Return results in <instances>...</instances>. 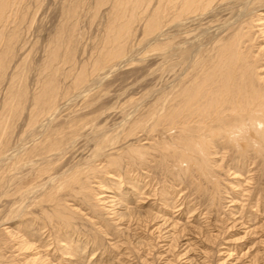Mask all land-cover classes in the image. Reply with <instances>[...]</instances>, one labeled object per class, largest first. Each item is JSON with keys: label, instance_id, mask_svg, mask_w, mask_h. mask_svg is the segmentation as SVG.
I'll return each mask as SVG.
<instances>
[{"label": "rangeland", "instance_id": "374dc122", "mask_svg": "<svg viewBox=\"0 0 264 264\" xmlns=\"http://www.w3.org/2000/svg\"><path fill=\"white\" fill-rule=\"evenodd\" d=\"M3 1L0 264H264V151L217 138L203 175L152 118L177 106L179 52L201 46L192 76L215 75L201 69L230 30L210 35L234 20L264 90V0L213 3L177 27L180 0Z\"/></svg>", "mask_w": 264, "mask_h": 264}, {"label": "bare ground", "instance_id": "6f19581e", "mask_svg": "<svg viewBox=\"0 0 264 264\" xmlns=\"http://www.w3.org/2000/svg\"><path fill=\"white\" fill-rule=\"evenodd\" d=\"M220 1L224 0H180L179 5L175 9L176 13L173 16L178 23L176 27L183 25L182 21L191 22L196 16L203 15L208 11L211 12L213 9L212 4L214 3V6L220 5L218 3ZM5 6L4 1L1 0L0 17ZM239 9H241V5H239ZM234 22L232 21L231 24H226L214 30V34L210 35V39H214L220 33L223 34L227 30H230L228 42L218 49L216 63H206L201 69L202 75L204 74L202 73L204 68V70L210 68L212 71L215 70V75H207L200 82H197L200 79L198 73L192 76L191 72L193 69H197L196 63L203 53L201 46L190 42L185 50L179 52V56H182L184 62L187 63V67L182 74L177 76L179 79L176 87H180L176 94L177 106L173 111L170 109L172 112L161 115L156 112L152 116L155 122H159L162 126L168 127V129H175L179 135L180 146H175L179 155L178 158L180 159L178 162L183 163V161H186L188 162V166L194 165L197 168L196 170L203 175L206 173L203 164L208 163V156L211 154L209 151L212 148L214 140L217 138L223 139L224 142H229L242 153L248 147H255V151L257 152L264 151V90H262L259 84L253 67L247 63V57L238 51V44L244 38V35L238 33L235 30L236 28H232L235 25ZM220 64L228 66L225 69L218 70L220 72L218 73L216 68ZM186 78L189 79V82L187 85H182L186 81ZM164 111L166 112V110ZM155 122L152 124H156ZM140 123L141 121L137 120L130 124L129 127L135 133L137 129L139 130ZM128 132L130 135V131ZM55 147L56 143L53 141L45 145V148H48L49 151L54 150ZM175 147H173L174 150H176ZM141 150V148L140 150L130 149L131 157L141 159L143 156ZM30 153L31 151L27 153V156ZM21 160L19 159L20 163ZM115 163V161H112L110 165H114ZM89 164L83 169H78L77 167V169L74 168L71 172H68L66 177L69 180L58 183L55 187L58 190L49 192L45 201L55 200V195L59 190L68 187L70 184L82 183L81 177L90 168ZM49 168V166L36 168L38 169L37 175L41 176L49 173ZM55 212L58 216H61L57 210Z\"/></svg>", "mask_w": 264, "mask_h": 264}]
</instances>
